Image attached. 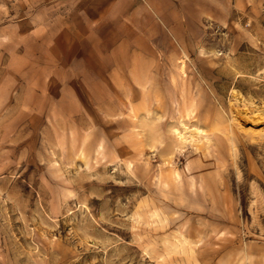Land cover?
<instances>
[{"label": "rangeland", "instance_id": "rangeland-1", "mask_svg": "<svg viewBox=\"0 0 264 264\" xmlns=\"http://www.w3.org/2000/svg\"><path fill=\"white\" fill-rule=\"evenodd\" d=\"M95 1L0 0V264H264V0Z\"/></svg>", "mask_w": 264, "mask_h": 264}, {"label": "crops", "instance_id": "crops-1", "mask_svg": "<svg viewBox=\"0 0 264 264\" xmlns=\"http://www.w3.org/2000/svg\"><path fill=\"white\" fill-rule=\"evenodd\" d=\"M111 2L108 6V2ZM84 6V9H88V5ZM99 21H104L106 17H110L111 20L124 19V26H128V29H123L124 35L129 36H141L147 37V41L150 37L156 36L157 31L160 30L158 18L162 21L165 28L169 27L168 21L162 17L159 8L155 5L153 0L147 1L145 4L143 0H96L94 5ZM90 7V6H89ZM112 11L111 15L105 13L106 11ZM161 10V9H160ZM130 16V18H128ZM102 22H98L99 25ZM122 25V24H121ZM142 37V36H141ZM131 40H133L131 38Z\"/></svg>", "mask_w": 264, "mask_h": 264}, {"label": "bare ground", "instance_id": "bare-ground-1", "mask_svg": "<svg viewBox=\"0 0 264 264\" xmlns=\"http://www.w3.org/2000/svg\"><path fill=\"white\" fill-rule=\"evenodd\" d=\"M200 131V128L198 126H195L193 129L186 123L182 122V128L178 129L175 128L176 137L180 141H185L189 137H196L198 136V133ZM200 136V135H199ZM197 138V137H196Z\"/></svg>", "mask_w": 264, "mask_h": 264}]
</instances>
